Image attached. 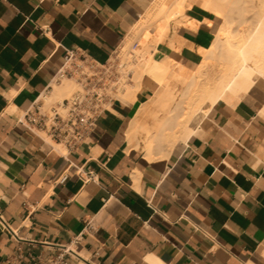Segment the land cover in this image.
Returning a JSON list of instances; mask_svg holds the SVG:
<instances>
[{
  "label": "crops",
  "instance_id": "0c3cea01",
  "mask_svg": "<svg viewBox=\"0 0 264 264\" xmlns=\"http://www.w3.org/2000/svg\"><path fill=\"white\" fill-rule=\"evenodd\" d=\"M151 1L0 0V264H49L66 247L73 264H264V90L219 100L152 161L129 146L122 99L74 149L21 122L66 49L107 62ZM185 13L197 29L163 50L197 63L222 18L196 3ZM155 88L144 77L138 101Z\"/></svg>",
  "mask_w": 264,
  "mask_h": 264
},
{
  "label": "bare ground",
  "instance_id": "6f19581e",
  "mask_svg": "<svg viewBox=\"0 0 264 264\" xmlns=\"http://www.w3.org/2000/svg\"><path fill=\"white\" fill-rule=\"evenodd\" d=\"M168 1L147 2L120 46L122 58L118 66L123 75L118 96L134 109L125 129L126 138L129 146L141 150L150 161L168 157L207 119L219 100L231 102L255 89L264 90V0H207L201 6L223 19L212 44L196 52L197 63L180 58L184 63L176 72L171 69L172 56H162L156 70L174 72L182 87L177 89L168 81L155 78L159 85L154 94L139 102L138 91L150 72L154 50L167 37L171 23L175 30L198 27V22L185 13L187 5L195 2ZM156 23L159 26L153 29ZM182 46L171 40L173 51H180ZM79 89L75 78L55 79L53 91L41 99L62 100ZM157 111L164 116L160 117ZM148 117L153 119V124L147 123Z\"/></svg>",
  "mask_w": 264,
  "mask_h": 264
},
{
  "label": "built area",
  "instance_id": "2783aa9c",
  "mask_svg": "<svg viewBox=\"0 0 264 264\" xmlns=\"http://www.w3.org/2000/svg\"><path fill=\"white\" fill-rule=\"evenodd\" d=\"M114 54L117 55V51ZM114 54L100 64L85 54L66 49L64 64L56 79L75 78L80 89L50 105L40 99L24 111L21 122L28 128L45 132L53 141L70 149L85 143L96 129L99 118L118 99L114 94L120 88L122 74L119 76L116 71V67H120ZM88 228L92 226L89 224ZM66 254L76 256L66 247L49 264H73ZM31 264L41 263L34 261Z\"/></svg>",
  "mask_w": 264,
  "mask_h": 264
},
{
  "label": "rangeland",
  "instance_id": "374dc122",
  "mask_svg": "<svg viewBox=\"0 0 264 264\" xmlns=\"http://www.w3.org/2000/svg\"><path fill=\"white\" fill-rule=\"evenodd\" d=\"M171 1H173V0H169L168 2H171ZM205 1H207V0H186V2H195L196 4H200V5H202L203 4V2H205ZM193 4V3H192ZM187 7H188V5H187ZM221 20L220 19H218L217 18V20H216V22H217V24L220 22ZM222 22H223V19H222ZM172 25L174 26V24H173V22L171 23V29H169V31H168V33H167V37H165V39H163V41H161V43H160V45H159V47L158 48H156L155 50H154V56H153V58H155L154 60H153V62H152V64H151V69H150V72H149V74L148 75H146L145 77H147V78H149L150 80H152V81H154L155 82V84H156V88L158 87V82L157 81H155L154 79L155 78H157V79H159L161 82H169V84H170V86H174V87H176L177 89H180L181 87H182V84L177 80V79H175V76H174V72H176V70H178V68L180 67L179 65H181V64H183L184 63V60H182V59H180L176 54H170V53H167V52H165V50H163V46L164 45H166V46H169L171 49H172V47H171V40H175L178 44H181V45H183L184 44V39L182 38V37H180V36H178L177 35V30L178 29H180V28H178L177 30H175V29H173L174 27H172ZM159 26V24L158 23H156V24H154L153 25V29H156L157 27ZM131 33V32H130ZM172 33H173V35H172ZM175 35V36H174ZM172 37V38H171ZM177 37V38H176ZM178 39V40H177ZM168 43H170V44H168ZM152 48L153 47H151V50H152ZM201 48H203V47H199L198 49H197V52L199 53L200 51H201ZM120 47L118 48V50H117V55L116 54H114V55H116L115 56V58H118V60L116 61L117 63L120 61V59L122 58V56L120 55ZM158 50H159V52H158ZM153 51V50H152ZM175 52H176V50H174ZM165 53V54H164ZM166 54H168V55H170V56H172L171 57V69H172V67H173V69L172 70H174V74L173 73H167V72H164V71H161V72H159V71H157L156 70V65H157V63H158V61H160L161 60V58H163L164 57V55H166ZM159 56V57H158ZM163 56V57H162ZM172 60H174V61H172ZM176 64V66H174ZM116 71H117V73H118V75L120 76L121 74L123 75V73H122V71H121V69H117V67H116ZM121 72V73H120ZM122 75H121V77H120V80H121V78H122ZM151 77H150V76ZM173 75V76H172ZM168 78V79H167ZM171 78V79H170ZM177 80V81H176ZM175 81V82H174ZM72 93H70V94H68V95H66V97H68V96H70ZM119 92L117 91L115 94H114V96H116L118 99H120L119 98ZM59 100H61V98H56V99H53V100H51V101H49V102H46L45 100V104L46 105H50V104H53V103H55L56 101H59ZM157 113L159 114V116L160 117H162V116H164V113H162L161 111H157ZM146 121H147V123L148 124H153V119L151 118V117H148V119H146ZM139 151H141V150H139Z\"/></svg>",
  "mask_w": 264,
  "mask_h": 264
}]
</instances>
